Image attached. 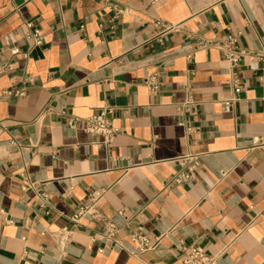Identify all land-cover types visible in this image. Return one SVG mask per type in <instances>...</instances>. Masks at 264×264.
<instances>
[{
    "label": "crops",
    "instance_id": "crops-1",
    "mask_svg": "<svg viewBox=\"0 0 264 264\" xmlns=\"http://www.w3.org/2000/svg\"><path fill=\"white\" fill-rule=\"evenodd\" d=\"M0 66V264H264V0H0Z\"/></svg>",
    "mask_w": 264,
    "mask_h": 264
},
{
    "label": "built area",
    "instance_id": "built-area-1",
    "mask_svg": "<svg viewBox=\"0 0 264 264\" xmlns=\"http://www.w3.org/2000/svg\"><path fill=\"white\" fill-rule=\"evenodd\" d=\"M114 10L117 12H121L118 3H114L112 5ZM37 43H40V40H36ZM229 45L234 44L235 40L233 38H229L227 41ZM240 60V56L236 53H231L228 57V61L232 66H238ZM6 66H0V73L7 70ZM149 85L153 90L156 89L157 84L154 77H151L149 79ZM241 91L240 87H236L234 92L235 94H239ZM5 95L11 96V97H22L25 95V90H6ZM191 103V102H190ZM188 103L187 105H189ZM111 110L109 108H103L98 113L93 114L87 119V126L86 130L88 132L100 134L104 136V138L107 141H111L112 138L117 134L118 129H116L110 119ZM198 163L193 162L188 168V171L185 173H182L178 176L179 181H192L194 179V173L196 171ZM100 196H93L91 199V202L83 205L79 208V210L73 215L71 220L75 223H78L79 220L86 214H97L96 211V204L99 201ZM56 242L64 247L69 239V230L63 229L57 234L54 235ZM135 242H138L140 245L147 246V239L143 236L135 235L133 237ZM219 259L218 254H209L206 252L205 248H203L200 245H192L188 248L184 249L183 251V257H182V263L183 264H217V261Z\"/></svg>",
    "mask_w": 264,
    "mask_h": 264
}]
</instances>
